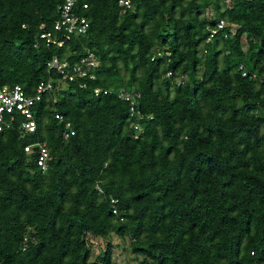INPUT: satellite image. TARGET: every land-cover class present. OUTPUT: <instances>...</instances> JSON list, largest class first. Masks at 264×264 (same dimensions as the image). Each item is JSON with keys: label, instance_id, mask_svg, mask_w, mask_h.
Segmentation results:
<instances>
[{"label": "trees", "instance_id": "16d2710c", "mask_svg": "<svg viewBox=\"0 0 264 264\" xmlns=\"http://www.w3.org/2000/svg\"><path fill=\"white\" fill-rule=\"evenodd\" d=\"M63 1L0 0V87L53 84L33 132L0 133V264H115L88 240L111 234L128 238L127 264H264V0H82L83 35L53 31ZM221 20L235 33L206 41ZM87 51L88 88L48 68ZM119 89L140 95L138 137Z\"/></svg>", "mask_w": 264, "mask_h": 264}, {"label": "built area", "instance_id": "2783aa9c", "mask_svg": "<svg viewBox=\"0 0 264 264\" xmlns=\"http://www.w3.org/2000/svg\"><path fill=\"white\" fill-rule=\"evenodd\" d=\"M230 0H226L229 3ZM120 5L123 8L130 7V0H119ZM87 3L82 0H64L58 5V16L53 23V31L56 33L64 32L74 35H83L87 32L89 27V22L86 16L78 14L80 9H86ZM225 26H229V33L234 34L238 28L237 24L229 23L227 21H219L216 26H207L206 29L209 35L206 41L211 40L215 34ZM53 31L47 30L41 34V38L46 46H50L56 43V35ZM227 34L224 33V37ZM38 44L35 43L36 47ZM161 51H157L153 56L152 60L156 57L162 56ZM50 70H55L59 76L60 81L76 82L80 88H88L87 79H94L95 76L92 73L94 69L99 66V60L95 52L87 51L78 61L70 63L67 58L63 60L58 59L56 56L47 63ZM241 68V67H240ZM242 74L245 75V72ZM171 76V72L167 73ZM182 76L176 77L179 83ZM52 82L49 80L47 82H41L38 84L33 93H26V91L19 85H3L0 87V133L7 131L13 127H17L20 131L21 136L28 132H33L35 130V120L34 113L32 111V106L38 101L41 95L52 89ZM95 95L99 93L109 94L111 89H102L101 87H94L92 89ZM118 98L122 99L128 104V123L129 128L133 129L135 132V137H138L139 133L142 131V126L140 120L143 118V114L138 107L139 93L137 92H127L123 89H119ZM59 120L62 116H56ZM67 130L64 133V137L67 138L70 130V124L66 123ZM38 146L39 156L36 160L37 165L41 172H45L48 168V151L45 143H33L28 144L24 147L25 151H29L32 147ZM96 189L102 193L101 188L97 185ZM116 198H110V204L112 207V212L114 215H118ZM122 220V218H120ZM127 264V263H125Z\"/></svg>", "mask_w": 264, "mask_h": 264}, {"label": "rangeland", "instance_id": "374dc122", "mask_svg": "<svg viewBox=\"0 0 264 264\" xmlns=\"http://www.w3.org/2000/svg\"><path fill=\"white\" fill-rule=\"evenodd\" d=\"M228 3V2H226ZM213 10L208 8L205 12V17H212ZM244 40V37L242 38ZM89 245L91 248V259H96V256L103 250H105L106 244L109 242L113 245V254L112 259L115 264L131 263L133 254L128 248V238H119L118 236L111 234L108 240L97 238V237H88ZM130 261V262H129Z\"/></svg>", "mask_w": 264, "mask_h": 264}]
</instances>
